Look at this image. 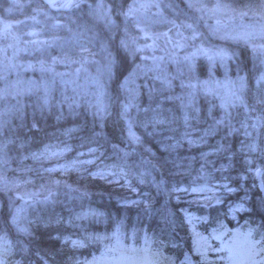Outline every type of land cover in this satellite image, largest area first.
Here are the masks:
<instances>
[{
	"label": "trees",
	"instance_id": "obj_1",
	"mask_svg": "<svg viewBox=\"0 0 264 264\" xmlns=\"http://www.w3.org/2000/svg\"><path fill=\"white\" fill-rule=\"evenodd\" d=\"M29 1L36 8L37 6H43L37 0ZM104 2L111 7L113 3L119 5L122 0H104ZM127 2L129 3L130 0H127ZM225 2L232 4L238 12L242 10L257 14L263 10L260 5L264 0H225ZM87 5L79 8V11L70 9L61 14L51 12L45 7V11L55 16L57 20L61 21L60 24L66 25V27H59L55 29V32L48 29V32L39 34V40H49L52 35L59 36L63 35L64 32L71 35V32H69V29H71L72 32L81 31L99 38L98 40H91L90 44L88 43L89 40L87 41L89 44L87 53L93 56L101 49V43H106L110 50L114 46H118L119 40L123 37L122 29L119 32H110L105 24L100 22V19L88 14ZM8 7H10V0H0V12ZM180 7L186 9L187 15L188 10L183 3H180ZM258 7L260 8L257 9ZM18 9L16 8L14 12L9 14L3 13V18L12 20L19 18L21 15H28L31 6L21 10ZM40 16L43 15H37V17ZM169 18L173 19L172 17ZM195 19L196 16L193 12L188 21L193 24L194 28L198 27L194 22ZM179 20L180 18L177 19V21ZM41 22H45L44 18ZM183 22H186V20L183 19ZM49 23L50 21L47 22V24ZM44 25L46 26V23ZM196 30L200 31L199 28H196ZM184 35L188 36L190 34L184 33ZM193 41L188 40L187 42H190L188 45L192 46ZM195 41H198L203 48L211 46V49L220 48L236 54V59L225 62L227 71L224 65H221L219 61L216 62L217 66L211 78L218 83H213L211 87L215 88L220 95H205L200 90V84L197 83V81L202 83L209 79L206 57L195 58L194 64L197 71L195 74L196 79L192 82L197 84V87L192 90L194 96L190 101L191 107L187 109L185 105L189 104V98L187 97L189 90L180 86V79L172 80L170 89L159 91L161 84L159 80L154 79L156 73L148 72L147 75L139 76L134 87H137L136 103L140 106L141 112L137 113L133 109L132 115L144 119L143 109L151 105L152 108L159 107L166 120H171L170 123L157 125L155 130L151 125L147 130L134 128L133 130L136 131L137 135L142 136V146L128 145L124 142L126 133L121 132L120 125L117 122V109L114 105L110 108L111 117L103 125L94 122L92 116L94 109L89 108V102L95 103L94 93L97 89L94 79L98 77L101 80L104 79L100 76L101 69L97 68L96 71L85 77L73 75L74 68L80 63L52 64V57L60 55V49L56 47L49 48L43 53L36 51L35 48L22 53L25 55L30 54L29 57H32V61L36 64V66L32 65V67L27 68L30 73L25 79L28 81L34 78L36 83H39L33 93L27 91L15 98L7 95L0 99V119H10L12 121L11 130L4 135H0V141L5 139L15 141L8 148L9 163L0 165V176H6L10 182L14 181L19 184L18 188H12L11 191H0V204H6L9 197L15 200V195L21 194L23 191L29 194H38L39 198L34 199L40 201L48 195V190H51L55 193L52 198L53 202L47 204L36 203L27 211L26 215L33 220L37 216L44 220L49 217L61 220L59 224H32L31 243L28 242V237H21L30 249L29 259L32 264H43L41 257L46 259L48 264H71L74 259L81 262L91 261L92 258L106 253L107 246L99 250L98 244L96 245L86 239L84 247H73L71 240L80 239L82 232L87 236L110 238L102 239L109 246L119 245L117 242L123 239L127 242L126 237L135 232L138 239L145 241V238H147L150 247L154 250L159 249L164 256L175 259L180 252H184L190 255L193 262L199 264V258L189 253L195 239L194 234L205 232V227L196 218L208 217L210 220L211 216L214 218L221 212L225 215L228 207L239 202V199L244 196V192L239 190L241 181L236 178L241 173L243 160L245 158L252 159L256 154L249 156L247 153L240 152L241 142L248 141V138L244 135L245 129L241 127L240 122L254 123L258 116L264 115L261 111V109H264V105L255 104L246 95V102L250 105L255 104L257 110L255 112H245L242 107L229 109L232 114L231 124L239 130L238 132L227 135V129L221 126L214 135H205V130L214 124V119L222 118L224 115V109L219 107L221 103L220 96H224L228 92V79H235L237 62L242 66H246L248 70L256 71L260 61L250 48H246L244 43L242 44L239 41H218L210 34L208 36L210 44L202 42L199 34ZM5 42L11 46L7 47L5 45V51H0V59L2 64H5L0 66V69L10 67V65H6L9 64L10 59L14 65L17 64L12 53H15V57L21 55L17 52V45L20 40L17 42L16 39L5 38L0 43ZM74 46L76 45H69L65 49ZM144 53L142 54L146 56L149 54L148 52ZM103 55L105 54L103 53ZM163 56L165 62H168L166 52L163 53ZM72 59L77 60V56ZM41 62H43V66ZM146 63H149V60ZM45 66H52L55 73L44 75L43 72H49L45 71ZM70 67H74L73 71H69L68 68ZM167 67V76L171 78L177 75L176 64L169 62ZM180 67H183V65ZM61 68H67L68 70H62ZM64 70L66 71L63 77L58 75ZM245 74L247 75V73ZM8 77V80L13 79L12 75H8ZM18 79L14 78V85L16 86ZM8 80L5 82L7 92L13 87ZM185 83H187L186 78ZM152 88L158 91L150 99L148 91ZM107 90L110 96L115 97L116 83L109 81ZM46 94L49 105L41 112L35 109V106L39 98ZM121 99L123 100V94H121ZM21 105H23V112L20 116H15V110ZM210 110L211 115H209ZM185 111H188L190 116L194 117L190 119L187 125L183 120ZM6 112L7 116H4ZM147 116L150 118L151 113H147ZM22 120L26 126L17 127L22 123ZM34 120L38 121L37 128L30 131L28 126ZM247 131L252 132L253 137L258 138V142L264 143V127L258 130L249 127ZM146 132L153 134L147 135ZM96 133H102V137L98 138ZM185 133H188V139L195 141V143L190 144L188 139H183ZM202 136L203 142L200 140ZM22 140L26 141L23 148L20 147ZM177 140L180 141V144L174 151L165 150L164 145L174 144ZM225 142L230 145L231 151L236 155L233 157L234 166L221 172L217 170L221 168L222 164H227L228 161L215 153L214 147ZM114 145L117 147L114 148ZM46 147L48 151L44 156L39 159L31 158V153L44 152ZM90 147L97 149V151L94 154L89 153ZM133 148L136 151L133 152ZM144 149H148V151L145 152ZM124 151H129L132 154L124 158ZM52 153H56V155ZM82 153L83 155H81ZM202 154H206L207 162ZM24 156L28 158L24 159ZM89 160L92 163H82ZM256 166L264 167V159H257ZM121 167L124 168V171L129 172V175L126 177L121 176L119 174ZM48 169H51V171H48ZM100 170H104L105 173L115 172L117 175L110 176L106 174L105 178L93 175ZM199 172L204 174L205 179L225 181L231 187L238 188V191L227 195L223 189L216 188L215 195L220 196L223 203L215 204V202H212L211 206H206L207 201L201 203L206 207L193 202L190 191H171L173 188L191 189L192 180L196 177L195 174ZM243 175L245 176L242 181L244 188L251 190L249 192V205H246L250 206L253 194L258 193L255 197L258 200L260 196H264V191L259 189L255 169L251 173L244 171ZM141 179L143 183H141ZM161 181L164 182V189L167 190L157 188ZM253 184H256L257 187L253 188ZM165 207L169 212L176 213L179 216L189 215L192 218V223L185 220L183 226H180L178 221L174 231L162 236L160 212ZM72 209H78L80 212H77V215H71ZM93 212L100 215L92 216L91 213ZM78 215L83 218L76 220L75 217ZM250 218L255 217H250L249 214L243 212L239 213L236 215V223H242ZM70 220L72 221L71 224L69 223ZM223 220L231 224L230 215ZM118 236L124 238L120 239ZM8 239L9 242H14L16 234L10 232ZM160 240L164 241L163 246L159 243ZM173 243L177 247H173ZM94 250L99 251L95 252ZM14 259L20 260L21 257L17 255Z\"/></svg>",
	"mask_w": 264,
	"mask_h": 264
},
{
	"label": "snow or ice",
	"instance_id": "obj_2",
	"mask_svg": "<svg viewBox=\"0 0 264 264\" xmlns=\"http://www.w3.org/2000/svg\"><path fill=\"white\" fill-rule=\"evenodd\" d=\"M180 3L185 5L187 9H194L202 14H212L215 15L219 12H232L235 11L232 4L225 2V0H213L211 4L206 3L205 0H132L128 3L127 0H122L119 5L113 3L109 7L108 3L104 0H94V3L87 5L89 9V15L96 19H102L105 22V26L109 31H123V37L119 40L118 46H114L112 50L109 49L106 43H101V51L104 55V64L102 70L100 71V76L104 79L101 80L99 77L94 79L96 85L95 103L89 102V108L94 109L92 116L94 122H99L101 125L111 117L110 108L113 105L116 107L117 122L120 125L121 132L126 133L125 143L128 145H143V140L141 135H137L134 128L147 130L149 125L155 127L157 125H164L165 123H170L171 120H166L163 115L162 110L157 108H152L149 105L148 108L143 109L145 113L144 119H140L138 116L132 115V110L135 109L137 113L141 112L140 106L136 103L137 100V87H134L136 79L140 75H146L148 72L156 73L154 79L159 80L161 88L159 91L167 90L172 87V80L180 79L182 88H186L187 97L189 98V104L185 105V108L191 107V98L194 96L192 91L197 87L192 81L196 79V66L194 64L197 55H204L208 60L207 72L209 73V79L203 81L200 84V90L205 95H216L219 96V92L211 87L213 83H218L212 80L211 76L213 71L216 69V62L219 61L221 65H224L227 71L226 61H231L236 59L235 52L229 53L225 49H216L214 52L212 50H206L203 47H197L194 52L189 55H185L179 58L174 52H168V45H171L173 49H183L187 47L188 40H195L198 36L196 28L193 27L192 23L180 24L176 23V20L182 15H186L184 9L180 7ZM13 7H19L18 0H12ZM47 9L69 10V9H79L81 8V0H44L43 6H37L35 9L38 15H43L45 17L46 26L51 30H55L59 27H66V25H61L59 20L55 16H52ZM261 9H264V2L260 5ZM152 9L156 11L153 12ZM12 7L8 8L7 11L11 12ZM248 13L246 11H241L239 15L241 17L246 16ZM169 17H175V19H170ZM36 23H41L37 20L35 16L31 18ZM48 21H52L51 24H47ZM219 20L217 24L219 25ZM159 25H171V27L166 32H156L153 31ZM11 25L4 24L3 28L0 29V36L4 38L8 37L9 29ZM181 28L190 29L192 34L189 37H185L180 31ZM132 29H135L134 34ZM173 29L176 30V36L179 39L173 40L169 37V32ZM215 34L219 31L218 28L212 29ZM71 32L69 38H62L60 36L53 35L49 40H29L25 41L27 45L34 46L36 51L43 53L49 48H59L60 55L52 57V64L56 63H80L81 67L87 63V58L83 57L80 60L71 59L65 48L69 45H79L81 53H87L89 50L85 44L81 43L80 37L82 33ZM29 36L39 35L36 32L27 33ZM259 36L264 38V26H262L259 32H244L242 34H237L236 36L226 35L222 38L243 40L245 44H249L252 47L253 53L257 55L260 61L259 67L256 71H251L242 66L239 62L236 64L235 68V79H228L229 89L226 95L220 96L221 103L220 108L224 109V115L222 118H215L214 124L210 125L208 129L205 130V135H214L218 128L221 126L227 129V135H231L233 132H238L239 130L234 128L231 124L232 114L229 109H235L242 107L245 112H255L257 109L255 104L264 105V45H256L253 43L255 37ZM19 42V37H13ZM143 39L145 43L141 45L139 41ZM163 39L165 47L161 48V51L166 52L167 61L177 65V75L169 77L164 75L165 69L161 67L160 62L165 61L164 56L157 57L153 55L151 60L153 61L152 66H148L145 62L149 59L146 55H141L146 50H150L153 53L160 47L157 41ZM151 40L152 43L149 44L146 41ZM92 41L89 40L88 43ZM137 60L140 63H137ZM43 66V62H41ZM183 65V67H180ZM256 66L254 65V68ZM79 72V69L77 70ZM247 73V75L245 74ZM185 78L187 83H185ZM227 79V76H226ZM109 81H114L117 85L115 97L110 96L107 90V84ZM158 90L155 88L149 89L148 95L151 99L153 94ZM121 94H123V100L121 99ZM246 95H248L255 104H248L246 102ZM49 105V99L47 94L39 98L35 109L43 111ZM71 107V105H70ZM215 107V105H213ZM264 113V109H261ZM23 112V105L15 110V116H20ZM147 113H151V117L147 116ZM211 115V110L209 111ZM7 116V112L4 113ZM194 117L190 116L188 111L184 112L183 120L185 125H187L190 119ZM173 119H175L173 117ZM250 119V117H249ZM38 121H35L29 125V130L37 128ZM241 127L245 129L244 135L248 138V141L241 142L240 152L247 153L249 156L256 154L252 159L245 158L243 160V166L241 173L237 176V180L241 181L239 184V190L244 192V196L239 199V202L234 203L228 207L225 213V218L229 215L232 219H236V215L239 213L249 214L250 218L244 221L242 225H239L235 229L228 228L224 223V220L219 216L209 220L208 217H197V220L203 221L206 225L205 234L196 233L195 239L193 241V246L189 249V253L199 258V264H264V196H260L257 200L255 197L258 193H254L251 198V204L249 205V192L250 189L244 188L242 181L245 179L243 175L244 171L249 173L253 172L255 169V176L260 179L259 189L264 191V167L256 166L257 159H264V143L258 142L257 137H253L252 132L247 131V128L251 127L253 130H258L264 127V115L258 116L254 123L248 124L245 121L240 122ZM26 126L22 120V123L17 127ZM12 121L10 119H0V135L6 134L11 130ZM147 135H152L151 132H146ZM98 138L102 137V133H96ZM183 139H188V133H185ZM203 142V136L200 138ZM190 144L195 143V141L188 139ZM15 143L12 139H5L0 141V165H7L9 163L8 148L10 144ZM26 141L22 140L20 147L23 148ZM180 144L177 140L174 144L164 145L166 151H174ZM116 148L117 146H113ZM48 151L45 148L44 152L31 153L32 159H39L44 156ZM97 151L95 148H89V153L94 154ZM136 151L133 148V152ZM145 152L148 149H144ZM214 152L222 156L228 161L227 164H222L221 168L217 171H225L231 169L233 164V157L236 153L231 151L230 145L225 143H219L214 147ZM56 155V153H52ZM132 153L129 151L123 152V157L127 158ZM83 155V153L81 154ZM202 157L206 160V154H202ZM27 159V156L23 157ZM82 163H92V161H83ZM175 163V162H173ZM163 166V165H161ZM155 167V165H153ZM51 171V169H48ZM130 171V170H129ZM115 176L117 173L108 172L105 173L104 170H100L93 175L99 176L100 178H105V175ZM121 176L126 177L129 172L124 171L121 167ZM227 179V177H226ZM10 183L12 187L10 188ZM141 183L143 180L141 179ZM164 182L161 181L157 185L158 189H164ZM19 184L16 182H10L6 176H0V191L8 192L12 188H18ZM220 187L228 193H235L238 188L231 187L229 184L224 183ZM257 187L253 184V188ZM172 192L175 191H192V192H212V196L205 197L207 201L206 206H211L212 202L215 204L223 203L220 196L215 195V188H196L191 189H179L173 188ZM36 193H23L16 197V200L24 201V204L20 206L16 205V201L9 197L6 204H0V264H32L29 259L31 253L27 244L21 239V237H28L29 243H31V225L34 223H44L45 225H51L53 223L59 224L61 220L59 218L49 217L47 220L42 219L37 216L35 220L29 219L26 215L27 206L35 203H51L52 198L55 193L48 190V195L44 197L42 201H37L34 199ZM87 215V214H85ZM92 216H98L99 213H91ZM162 227L161 235H166L175 230L177 227V222L179 225L183 226L185 220L188 223H192V218L189 215L179 216L176 213H171L165 207L160 212ZM82 216H76V220L82 219ZM71 224L72 221L70 220ZM210 229V230H209ZM14 232L16 234V239L14 242H9V234ZM68 239V238H65ZM84 239L95 242L102 239H110L108 237L99 236H88ZM84 239L71 240L73 247H84ZM131 243H128L119 248V257L117 258V264H193L188 253L180 252L176 258L170 256H164L159 249H152L148 244V239L145 238V245L143 247H137L136 242L138 237L134 232L131 236L126 237ZM218 242L214 244L213 242ZM159 243L163 246L164 241L160 240ZM173 247H177L173 243ZM114 249H106L107 253L113 252ZM19 255L20 260L14 259L15 256ZM210 255L215 257L214 260L210 259ZM43 264H48V261L41 257ZM71 264H97L96 259L88 261L85 260L81 262L80 260L74 259Z\"/></svg>",
	"mask_w": 264,
	"mask_h": 264
},
{
	"label": "rangeland",
	"instance_id": "obj_3",
	"mask_svg": "<svg viewBox=\"0 0 264 264\" xmlns=\"http://www.w3.org/2000/svg\"><path fill=\"white\" fill-rule=\"evenodd\" d=\"M18 2H19V5H21V6L13 7L12 0H10V7L13 8V10L11 12H14L16 8H19L18 10H21V9H23L25 7L27 8L28 6L29 7L31 6V9H30L28 15L27 14L26 15H21L19 18H15V19L11 20V19H8V18H3V16H2L3 13L4 14L11 13V12L7 11V9L10 8V7H8L7 9H4L2 12H0V29L3 28V25L5 23L11 25L7 38L8 39L9 38H13L14 36L19 37L20 43L17 45V52H18V54H21L18 57H15V53H12L13 58L17 61V64L14 65L12 63L11 59H10V61L8 60L9 64H6V65H10V67H5L4 69H0V75H1L0 76V81L1 82L7 81L8 78H9L8 75H12L13 79L14 78H19L17 86L11 87V90H13L14 88L18 87L15 91L19 92V93H22L23 92V88L19 87V86H20L21 83L23 84V79L29 76L30 71H28L27 68L32 67V65L36 66L35 62L32 61L33 58L29 57L30 54H28V55L22 54V53H25L26 50L34 49V46L27 45L25 43V41L34 40V39H38L39 40V35H37V36H29V35H27V33L34 31V32L40 34V33H43V32H48V29H50V28L44 25L45 22H41V23L38 24V23L34 22L31 19L33 16H35L37 20L42 21L43 18L45 20V17H43V16L37 17L38 14L35 11L36 6L32 5L29 0L28 1L27 0H18ZM131 2H132V0H130L129 3H131ZM205 2L211 4V2H213V0H205ZM89 3L93 4L94 0H81V7L82 6H86ZM22 6H23V8H22ZM259 8L260 7H258L257 9H259ZM79 10L80 9H77V11H79ZM187 10H188L187 15H182L180 17L179 21L176 20V23L178 22V24H180L181 22H183V19L186 20V22H184V23H190L188 21V19L191 16V14L194 12V14L196 16V19H195L194 22L198 26L196 28L197 29L199 28V30H200V31H197V32L199 33L200 38H201L202 42H204V43H209L208 36L210 34L213 38L217 39L218 41H224V40H226V41H239V42H241L243 44L244 43L243 40L226 39V38H222V37H224L226 35L236 36L237 34H242V33L246 32V31L247 32H259L260 28L262 26H264V9L262 10L261 13H257V14H252L250 12H247L248 14L246 16H243V17H241L239 15L240 12H238L236 10L232 11V12H219V13H216L215 15L202 14L200 12L195 11L194 9H187ZM62 11L65 12L67 10H62ZM152 11L155 12L156 10L152 9ZM184 11H185V13L187 12L186 9H184ZM61 13H63V12H60V14ZM68 17H70V16H68ZM172 18L174 19L175 17H172ZM217 20H219V22H220L219 25L217 24ZM59 22L61 23L60 20H59ZM100 22H103V24H105V22L102 19H100ZM51 23H52V21H50L49 24H51ZM170 27H171V25H159L155 29H153V31L166 32V31H168V29ZM213 28H218L219 31H217L214 34L213 31H212ZM132 31H133L134 34H138V33L135 32V29H132ZM180 31L183 33V35H184V33H187V34L189 33L190 35L192 34L190 29L181 28ZM53 32H55V30ZM79 33H82L81 38H80L81 43L85 44L87 48L89 47V44H90V43L89 44L87 43L88 40H93V39H97L98 40L99 39V38H96L95 35L86 34V33L81 32V31H79ZM190 35H188V36H190ZM59 36L62 37V38H69L71 35H68L67 32H64L63 35L61 34ZM188 36H185V37H188ZM169 37L172 38L173 40L179 39V37L176 36V30L175 29H173L171 32H169ZM83 38H84V40H83ZM3 39H5V38L3 36H0V42H2ZM195 40L193 41V45L192 46L188 45L190 42H187L188 46L183 48V49H173L171 45H168L167 46L168 47V52H174L175 55L177 57H179V58H182L185 55H189L192 52H194L197 47H202L200 45V43L198 41H195ZM98 42H100V41H98ZM146 42L149 43V44L152 43L151 40H148ZM139 43L141 45H143L145 43V41L143 39H141L139 41ZM157 43L160 45V47L157 48L155 53H153L150 50H146L145 51V52H148L150 54V55L148 54L149 63H151V57L153 55H155L157 57L163 56L164 51H161L160 49L165 47L164 40L161 39V40L157 41ZM253 43L256 44V45H264V38H260L259 36H257L253 40ZM7 44L8 43H6V42L2 43V44L0 43V46H1L0 51L1 50L5 51V49H6L5 45H7ZM244 45H245L246 48H250L252 50V47L249 44H245L244 43ZM9 46H11V45H7V47H9ZM210 47H204V49L212 50L214 52L215 49H211ZM65 51L68 53V56L71 59L73 57L77 56V60H80L83 57H86L88 62L100 61L101 63L100 62L97 63L99 69L102 68V66H103V64L105 62L104 61V55H103L101 49L98 52H96L94 54V56L91 55V54H88V53L87 54L81 53L79 45H76L74 47H68L67 49H65ZM144 54H141V55H144ZM196 57H205V56L204 55H197ZM5 58H7V57H5ZM31 62H33L34 64H32ZM137 63H140V61L137 60ZM146 64L148 65V63H146ZM3 65H5V64H2V61L0 59V66H3ZM100 66H101V68H100ZM45 67H46V68H44L45 71H49V72H46V73L43 72L44 75L45 74L48 75V74H54L55 73V71H52V66H45ZM73 68L74 67H70L68 69H69V71H73ZM61 69L63 70V69H67V68H61ZM74 69L77 70V69H79V67L74 68ZM65 71L66 70H64L62 73H64ZM74 73H75V71H74ZM42 77H45V76H42ZM5 78H6V80H5ZM13 79L10 78V80H8V81H10V83L12 85H13ZM24 83H26V88H28L29 85H31V83L34 84V80L32 79L30 81H25ZM33 84L31 86H33ZM36 84H38V82L35 83V85ZM0 87L3 89V85L0 86ZM6 94H7L6 90H1L0 89V98L2 96L6 95ZM37 197H39V196H37ZM21 204L22 203L20 202V200L19 201L17 200V206H20Z\"/></svg>",
	"mask_w": 264,
	"mask_h": 264
},
{
	"label": "bare ground",
	"instance_id": "obj_4",
	"mask_svg": "<svg viewBox=\"0 0 264 264\" xmlns=\"http://www.w3.org/2000/svg\"><path fill=\"white\" fill-rule=\"evenodd\" d=\"M151 63H148V65H150ZM202 194L203 195H206V194H208V192H202ZM79 209V208H78ZM78 209H72L73 210V212H72V214L71 215H77L76 213L77 212H80V211H78ZM70 215V214H69ZM64 235H66V234H64ZM38 253L40 252V251H37Z\"/></svg>",
	"mask_w": 264,
	"mask_h": 264
},
{
	"label": "water",
	"instance_id": "obj_5",
	"mask_svg": "<svg viewBox=\"0 0 264 264\" xmlns=\"http://www.w3.org/2000/svg\"><path fill=\"white\" fill-rule=\"evenodd\" d=\"M40 1L44 2V0H40Z\"/></svg>",
	"mask_w": 264,
	"mask_h": 264
}]
</instances>
